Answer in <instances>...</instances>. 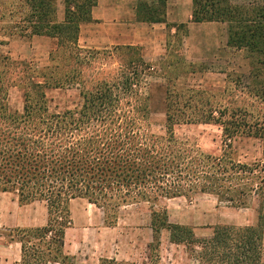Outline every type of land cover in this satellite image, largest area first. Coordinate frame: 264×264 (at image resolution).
I'll return each mask as SVG.
<instances>
[{"label": "trees", "instance_id": "obj_1", "mask_svg": "<svg viewBox=\"0 0 264 264\" xmlns=\"http://www.w3.org/2000/svg\"><path fill=\"white\" fill-rule=\"evenodd\" d=\"M97 1L64 0L60 20L58 0H0V46L14 35L55 43L53 64L41 73L0 55V191L15 194L22 204L44 202L48 209L45 225L6 228L4 236L21 247L13 264L71 262L64 248L75 198L100 208L106 226L117 224L124 206L144 203L150 211L152 240L145 258L103 257L99 264H161L164 230L195 264H264V149L262 158L248 162L239 158L236 144L255 138L264 148V112L254 111L264 106V4L194 0L193 20L226 23L227 45L244 52L248 67L247 73L237 68L227 73L226 86L215 88L188 80L201 68L182 51L189 31L184 23L168 32L166 58L158 65L142 56L122 61L112 51L82 47L81 26L93 20ZM155 16L163 19L160 11ZM106 55L118 66L106 68L101 61ZM156 73L166 83L163 135L152 131L150 97L142 91L145 77ZM15 83L26 88L22 113L10 112L3 95ZM74 86L80 105L51 113L46 89ZM183 124L219 126L221 153H205L178 138L175 128ZM199 193L231 205L257 197V224H218L198 236L159 206L165 198Z\"/></svg>", "mask_w": 264, "mask_h": 264}, {"label": "rangeland", "instance_id": "obj_2", "mask_svg": "<svg viewBox=\"0 0 264 264\" xmlns=\"http://www.w3.org/2000/svg\"><path fill=\"white\" fill-rule=\"evenodd\" d=\"M232 2L247 6L264 4V0H232ZM63 16L64 0H58V18L62 20ZM228 38V25L220 21H203L193 24L189 28L188 35L184 37L182 51L188 61L196 64L194 66L197 69L201 68L200 71L188 78L191 83L222 88L227 84V73L236 68L239 72H248L246 61L242 58L244 52L236 53L232 48H229ZM165 39L167 40V38ZM165 39L161 43L153 37L148 48L133 46L127 49L125 46H116L117 50H114V46H111L99 48V50L112 51L115 55H119L122 61L142 56L148 62L158 65L166 58L167 41ZM171 39L174 40V38ZM7 40V44L0 46V55L10 56L11 61H14L15 64H32L40 73L45 66L53 64L50 60V52L55 46L53 39L45 36L29 38L14 35ZM81 44L82 47L89 48L83 43ZM90 49L95 48L91 47ZM104 58L101 61L107 63L105 64L106 68L118 66L117 63H112L114 59L109 58L108 55ZM201 64L202 67H199ZM238 65L241 67L238 68ZM39 79L42 80V78ZM25 89L24 85L15 83L8 86L3 92V95H6L5 102L10 112H23ZM142 91L150 97L152 131L155 134L163 135L166 117L165 78L157 73L146 76L143 80ZM46 94L51 113H63L68 109H75L82 100L79 90L75 86L72 88H47ZM254 111L255 113L264 112V106L257 105ZM175 133L178 138L197 144L205 153L220 154L222 151V130L215 124L178 125L175 128ZM236 144L239 158L243 161L251 162L263 157V144L258 139H240ZM75 204L77 227L70 230L69 238L74 241L77 232H84L81 233L82 242L79 243L75 240V246H78L84 252L83 254L90 256L91 263L89 264H93V257L103 254L106 247H108L107 251L110 255H114V248H119L118 259L141 261L145 258L147 245L152 240V230L148 228L150 211L146 204L124 206L114 231H105L106 233L101 235L100 242L96 241L98 236H96L95 229L103 227V220L100 219L103 216L101 211L84 199H77ZM159 206L167 208L172 222L192 226L198 236L210 234L212 228L218 224L256 225L259 216V199L257 197H246L243 204L231 205L227 201L220 200L214 194L199 193L189 197L165 198ZM43 216L44 209L41 203L36 202L25 206L19 202L15 194L0 191V264H5L3 257L12 253V247H6L9 242L4 235L6 228H13V226L6 222H14L20 218H36V221L40 222ZM161 242V264H195L185 251L184 246L170 242L168 231L162 232ZM116 243H118V247H116ZM82 256L84 258V255Z\"/></svg>", "mask_w": 264, "mask_h": 264}, {"label": "crops", "instance_id": "obj_3", "mask_svg": "<svg viewBox=\"0 0 264 264\" xmlns=\"http://www.w3.org/2000/svg\"><path fill=\"white\" fill-rule=\"evenodd\" d=\"M193 8L194 0H98L97 4L92 9L93 20L81 26L79 43L80 45L83 43L84 46L95 49L103 47L108 48L111 46L148 48L153 37L158 39L161 43L165 38L168 40V32L171 31L174 33L176 31L175 25L184 23L190 28L193 24L200 23L193 20ZM159 11L163 19L161 21H155V15L158 14ZM77 199L87 200L85 198H75L72 199L70 203L73 224L66 230L64 250L65 253L71 257V262L67 264H89L91 263L90 256L83 254L84 252L78 248V246H75V240L79 243L82 242L83 237L81 233L84 232H77L78 234L74 241H71L69 238L70 230L73 227H77V209L75 204ZM36 202L41 203L44 209V216L41 218L40 222H37L36 218H20L19 220L16 219L14 222L8 221L6 223L13 227L45 225L48 220L47 206L44 202ZM36 202L25 204V206ZM97 209H99L103 215L102 210L98 207ZM100 219L103 220V227L95 229L96 236H98L96 241L98 242H100L101 235L106 233L105 231H114L113 229H115L119 222L118 220L115 226H106L104 223V216H101ZM148 228L151 229L150 225ZM118 235L116 236L117 238L119 237ZM6 247H12V253L3 257L5 264H13L20 259L21 247L18 242H9ZM116 247H118V243H116ZM107 249L108 247L103 250V254L93 257L92 263L99 264L100 259L103 257L118 259L117 257L120 254L119 248H114V255H110ZM82 255H84V258Z\"/></svg>", "mask_w": 264, "mask_h": 264}]
</instances>
